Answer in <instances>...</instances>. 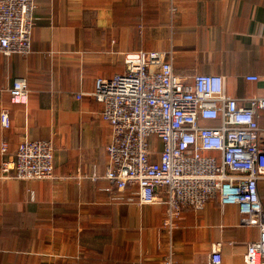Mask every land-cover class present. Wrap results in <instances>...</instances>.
<instances>
[{
    "label": "crops",
    "instance_id": "obj_1",
    "mask_svg": "<svg viewBox=\"0 0 264 264\" xmlns=\"http://www.w3.org/2000/svg\"><path fill=\"white\" fill-rule=\"evenodd\" d=\"M175 6L36 0L32 51L0 53V111L7 108L11 120L9 128L0 123V148L9 143L0 167L25 138L55 144L53 178H0V264H167L169 255L170 264H210L214 247L220 264H246V244L259 239V227L241 225L237 206L211 200L186 208L169 235L164 204L139 203L133 188L118 190L104 177L112 126L91 92L98 76L125 69L126 52L171 51L180 75L221 74L240 105L264 96V0ZM16 77L28 82L25 104L11 102ZM256 115L264 129V108ZM258 188L264 208V178Z\"/></svg>",
    "mask_w": 264,
    "mask_h": 264
},
{
    "label": "built area",
    "instance_id": "obj_2",
    "mask_svg": "<svg viewBox=\"0 0 264 264\" xmlns=\"http://www.w3.org/2000/svg\"><path fill=\"white\" fill-rule=\"evenodd\" d=\"M169 1L175 10V0ZM35 8L36 0H0V53L26 56L32 51ZM123 56L125 69L98 76L91 92L112 126L104 177L118 190L133 187L139 203L164 204L169 235L185 208L202 209L211 200L237 206L241 225L259 227V239L246 244V264H264L258 188L264 178V129L256 115L264 108V96L240 105L227 92L225 76L177 73L171 51L136 50ZM29 91L25 78H14L11 102L27 103ZM0 123L11 125L7 108L0 111ZM0 149L8 152L7 140ZM54 150L52 138H25L15 156L2 161L0 178H53ZM221 261V250L214 247L210 264Z\"/></svg>",
    "mask_w": 264,
    "mask_h": 264
},
{
    "label": "trees",
    "instance_id": "obj_3",
    "mask_svg": "<svg viewBox=\"0 0 264 264\" xmlns=\"http://www.w3.org/2000/svg\"><path fill=\"white\" fill-rule=\"evenodd\" d=\"M123 71V69L120 71V70H118V72H122ZM118 72H116V73H118ZM128 187H131V186H128ZM131 188H133V187H131ZM134 189V188H133ZM186 209V208H185ZM178 222H179V220H178Z\"/></svg>",
    "mask_w": 264,
    "mask_h": 264
}]
</instances>
